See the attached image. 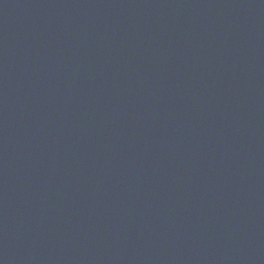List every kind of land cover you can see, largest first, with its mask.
<instances>
[{"label":"water","instance_id":"obj_1","mask_svg":"<svg viewBox=\"0 0 264 264\" xmlns=\"http://www.w3.org/2000/svg\"><path fill=\"white\" fill-rule=\"evenodd\" d=\"M0 264H264V0H0Z\"/></svg>","mask_w":264,"mask_h":264}]
</instances>
